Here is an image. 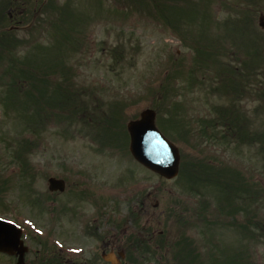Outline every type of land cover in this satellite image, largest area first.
I'll return each instance as SVG.
<instances>
[{"label": "rangeland", "instance_id": "374dc122", "mask_svg": "<svg viewBox=\"0 0 264 264\" xmlns=\"http://www.w3.org/2000/svg\"><path fill=\"white\" fill-rule=\"evenodd\" d=\"M41 2L26 0L28 10L11 34L9 56L32 62L35 74L53 75V82L62 81L64 68H52L51 64L62 62L71 70L68 79L75 98L70 113L68 109L53 108L50 122L54 121L35 135L26 131L31 130L34 120L28 122L20 116L18 103L4 97L7 111L0 103V218L23 228V241L28 247L23 264H38L39 241L59 251L63 264L88 260L97 252L99 242L86 227L95 229L98 236L113 237L114 251H105L107 264L115 260L113 254L121 251L125 237L137 232L150 248L157 241L164 242L156 254L160 257L158 264H264V100L255 96L254 86L247 87L248 94L234 98L224 95L220 84L186 86L181 78L175 81L174 77L170 78L164 100L160 93L162 78L173 73L168 65L174 62L177 70L183 67L184 80L189 64L191 70L197 68L192 32L207 26L190 23L212 22L208 35L221 32L220 48L239 59L250 53L239 44L247 37L239 40L236 33L225 34L219 26L236 17L228 9L231 4L238 3L252 12L250 35L262 38L264 51V31L258 25L259 17L264 18V0H215L202 11L209 8L214 14L210 20L179 17L185 38L176 37L138 4L124 0H44L47 10L42 11H47L43 15L47 24L41 25V10L36 15L39 24H34L30 19L32 10ZM238 15L242 16L239 20L246 19L245 14ZM227 24L233 25L234 20ZM6 65H0V89L5 93L9 88L3 72ZM213 67L209 64L206 69L210 72ZM55 85L54 99L59 102L65 93L62 84ZM51 93L49 90L47 97ZM8 94L13 96L11 90ZM79 101L89 109L95 106L103 117L117 118L122 111L124 124L137 118L143 109L155 111L156 127L179 151L177 177L163 180L138 166L125 148L117 146L120 123H113L111 131L94 124L87 126L88 122L71 112ZM21 102L28 103L32 115L28 99L23 96ZM234 105L247 119L244 134L253 136V141L238 138L233 143H221L220 118L233 115L230 108ZM43 108L45 111L46 105ZM43 108L39 106L37 112ZM202 121L216 125L204 127ZM223 135L236 136L231 132ZM21 140L36 143L24 156L29 164L27 176L20 175L11 157ZM204 165L209 170L203 174ZM49 177L65 181L62 194L48 192ZM80 191L89 196L81 197ZM137 200L143 204L139 221L143 228L139 231L127 217L130 211H140ZM170 209L176 211L175 218L167 213ZM118 222L120 229L116 228ZM258 223L263 226L261 230ZM195 246L200 252L194 250ZM15 259L0 254V264H15ZM143 263L157 264L146 259Z\"/></svg>", "mask_w": 264, "mask_h": 264}, {"label": "trees", "instance_id": "16d2710c", "mask_svg": "<svg viewBox=\"0 0 264 264\" xmlns=\"http://www.w3.org/2000/svg\"><path fill=\"white\" fill-rule=\"evenodd\" d=\"M130 3H133L134 5H137L139 7H142L145 9L146 15L153 18L154 20L161 22L165 28H169L171 32L176 35V37L185 38L182 31H180L179 26L181 25L178 20L179 17H185L188 20H191L194 16H201L202 19L210 20L214 14L209 13V8H207V12H202L205 10L206 7H208V4L214 3L215 0H128ZM43 2L39 4L37 9L32 10L31 14V22L34 24H39V20L37 18V14L40 13V10H47V7H43ZM170 2V3H169ZM34 3V2H33ZM26 0H0V65L3 63H7L6 67H4V75L8 79L6 81V86L9 87L6 89H0V103H5L4 97L6 100L11 101L13 100L14 103H18L16 107L19 109L18 112L21 113L20 116L24 117L28 122H31L34 120V123L32 125L31 130H26L27 133H30L32 135L37 134L38 129L42 128L44 126L45 129L47 127V124L50 122L51 118L54 116L51 114V110L53 108H56L57 110L61 109H68L69 113L73 104L74 95L70 92V89H72L69 86V83L71 81V78L68 79V74L71 72V70L66 68L62 62L57 61L54 64H51L52 68L56 67H63V78L61 81V84L63 85L62 91L65 93L64 98L57 102L54 99V91L56 88V83H59L57 81L53 82L50 77H53V75L47 76H40L39 73L35 74V67L32 62H21L18 59H15L14 57H10L9 54L11 51L7 49L11 44V27L15 26L18 28V25L20 21L22 22L25 18V12L28 10V8L25 6ZM55 9H57L54 6ZM236 15L235 18L232 19H226L225 21L221 22L219 26H221V31H223L225 34L229 33H236L239 36V40H244L245 37H247L246 42H239L240 45H242L243 51L250 52L247 53V56L245 58L239 59L238 56L235 55V53H229L226 48L221 47V32H216V36H209L210 30L208 29L212 22H210V25H207V23L201 24V23H190L192 26H198V27H206V29H199L194 32H192V38L195 40V54L193 61L195 65L197 66L196 69L191 70L189 69L186 72L185 80L178 76L177 79L181 78L186 86L192 85V83L197 84L200 83V86L203 84V82H210V83H218L220 84L221 92L226 95L230 96L233 95L234 98H237L238 94H248L247 87H253L255 88L254 92L257 94L255 95L257 98H261V101L264 100V68L259 67L260 65H264V59L262 58L264 56V51L262 44L260 42L262 41L261 37H258L257 35L254 36V38L250 35V29H251V11H245L242 9L241 5L238 3H235L234 5L231 4V7L228 8ZM201 10V11H200ZM43 12V11H42ZM47 11H44L42 14L41 19V25H45V19H43V15H46ZM245 14L246 19L245 20H239L242 16H239L238 14ZM191 17H187V16ZM244 17V15H243ZM234 20V24L230 26L228 25V21ZM190 22V21H189ZM223 25V23H225ZM188 24V23H186ZM8 25H11L7 28ZM189 25V24H188ZM18 44V42H17ZM204 44V45H202ZM221 49L222 52H224L223 55H221ZM217 56L220 57V60L217 58ZM221 58L225 61H221ZM214 65L212 68V71L209 72L206 68L208 65ZM259 65V66H257ZM1 67V66H0ZM61 67V68H62ZM252 67H256L254 70L250 71L249 69ZM169 71H175L173 70V66H169ZM255 71V73H254ZM12 72V75L10 74ZM37 72V70H36ZM44 74H46L44 72ZM173 74V73H172ZM183 72L180 73L182 75ZM36 76V80L38 81L37 84H35V81L33 80ZM169 78V77H168ZM165 78L164 83L160 92L162 94V100L165 99L166 91L168 89V81L169 79ZM47 79V80H46ZM3 81V78L0 77V82ZM51 81V85H50ZM39 85L40 88H39ZM50 85V86H49ZM49 86V87H48ZM60 87V86H59ZM11 90V93H13V96L11 97L8 94V91ZM49 90H51L53 93L47 97V94L49 93ZM212 91H215V89H212ZM164 95V96H163ZM26 97L29 101V103L32 105V115H29V109L27 108L28 103L27 102H21L19 104V99L21 97ZM46 96V97H45ZM41 97V98H40ZM40 98V99H39ZM45 102L43 105L42 103ZM77 103V102H76ZM78 106L76 110H72V113H75L74 115H78V117L81 119L84 123L88 122V119L90 120L92 117V121L95 123L96 127L101 128H107L111 131V127L113 126V123L118 122L117 119H111L109 117H105L104 119L102 117H95V114L89 113V110L87 107L81 104V102H78ZM46 105V110L44 111L43 106ZM39 106H42L43 109H41V113H43V116L41 117V113L37 112V109ZM158 107V106H157ZM4 108L7 111L8 107L5 106ZM233 111V115H228L226 119L220 118L221 120V143H233L235 139L241 138L243 141L251 140L253 141V136H246L244 134L246 130V125L248 122L247 119H245V116L237 109V106L234 105L232 108H230ZM17 112V111H16ZM17 112V113H18ZM71 113V114H72ZM71 115V116H74ZM94 117V118H93ZM58 118V117H57ZM246 122H245V121ZM54 121V120H52ZM51 121V122H52ZM216 121V120H215ZM50 122V123H51ZM205 123V126L214 127L216 125L215 122L211 121H202ZM218 123L220 121H217ZM49 123V124H50ZM88 125V123H87ZM121 131L124 130L123 124L120 125ZM233 133L236 134L235 137L223 135L224 133ZM249 142V141H248ZM36 143L33 144V142L29 140H21L18 143V146L15 150L12 151V159H14V162L18 163L19 167L21 168L20 175L21 176H27L29 164L27 163V159L24 158L28 151L33 148L32 146H35ZM205 167V168H204ZM207 166H203L202 173H206L208 168ZM232 175V174H230ZM223 172H221V179H223ZM224 183V181H223ZM258 229L261 230L263 226L258 223ZM248 227H244V229H247ZM184 239V238H183ZM185 240V239H184ZM182 240L183 242H185ZM188 264H191L190 261H188Z\"/></svg>", "mask_w": 264, "mask_h": 264}, {"label": "water", "instance_id": "95a60500", "mask_svg": "<svg viewBox=\"0 0 264 264\" xmlns=\"http://www.w3.org/2000/svg\"><path fill=\"white\" fill-rule=\"evenodd\" d=\"M260 26H264L260 23ZM155 113L145 110L140 119L127 124L129 133V152L132 158L146 169L165 179L177 175L179 164L178 150L166 140L154 126ZM50 192H62L64 182L54 178L48 179ZM20 231L12 224L0 221V252L13 255L15 251L22 259L24 249L18 248Z\"/></svg>", "mask_w": 264, "mask_h": 264}, {"label": "flooded vegetation", "instance_id": "af4514ba", "mask_svg": "<svg viewBox=\"0 0 264 264\" xmlns=\"http://www.w3.org/2000/svg\"><path fill=\"white\" fill-rule=\"evenodd\" d=\"M136 202L140 211L134 213H136V219L140 221L141 212L143 211V204L141 200H137ZM130 221L133 223L132 220ZM134 227L136 228L135 225ZM138 227L141 226L138 225ZM86 231L88 232V234H92L94 232V237L96 238L97 242H99V245L96 250L97 252L93 254V256L88 258V260L81 259V261L74 264H101V262L102 264H107L105 258V251H107L108 249H110V252L114 251L112 247L113 237H109L107 235L98 236L96 230L94 229V231H92V229L89 227H86ZM136 237L141 238L140 232L132 233L129 236L125 237V239L122 241V246H120L121 251L117 252L116 255L113 254L115 260L117 261V264H134L137 262L141 263L144 261L145 247L141 239H139L138 241L134 240ZM43 253L45 257V264H63L61 260L65 261L64 258H60L59 251H53L52 246H46V248H44ZM45 255H47V257ZM108 264L112 263L108 261Z\"/></svg>", "mask_w": 264, "mask_h": 264}]
</instances>
